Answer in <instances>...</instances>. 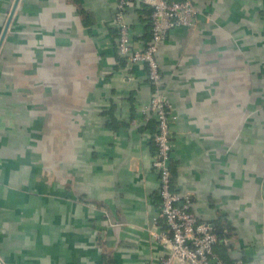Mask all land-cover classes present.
<instances>
[{
	"label": "crops",
	"instance_id": "1",
	"mask_svg": "<svg viewBox=\"0 0 264 264\" xmlns=\"http://www.w3.org/2000/svg\"><path fill=\"white\" fill-rule=\"evenodd\" d=\"M190 1L191 25L156 54L173 190L212 228L224 215L232 258L264 264V0ZM115 3L0 0V264H158L167 251L151 232L166 229L147 66L120 62ZM148 7L126 9L132 46L149 39Z\"/></svg>",
	"mask_w": 264,
	"mask_h": 264
},
{
	"label": "built area",
	"instance_id": "2",
	"mask_svg": "<svg viewBox=\"0 0 264 264\" xmlns=\"http://www.w3.org/2000/svg\"><path fill=\"white\" fill-rule=\"evenodd\" d=\"M149 3L150 37L142 46H132L130 25L125 12L132 0H116L113 21L117 30V51L125 67L144 63L151 86L149 102L141 108L143 113L156 116L154 141L156 151L152 160L158 174L160 205L154 219L163 218L167 230L151 231L156 239L164 240L167 251L158 264H227L218 257L213 245L216 236L208 223L199 221L190 209V199L171 187L170 155L172 149L170 125L174 119L171 104L165 94L162 73L156 58L160 44L168 31L178 26H190L198 10L190 0H139ZM167 234V235H166ZM236 259L234 264H242Z\"/></svg>",
	"mask_w": 264,
	"mask_h": 264
},
{
	"label": "trees",
	"instance_id": "3",
	"mask_svg": "<svg viewBox=\"0 0 264 264\" xmlns=\"http://www.w3.org/2000/svg\"><path fill=\"white\" fill-rule=\"evenodd\" d=\"M151 7L147 8L146 12L149 15L151 12ZM150 27V24H149ZM116 35H118L117 30H116ZM149 37H150V30H149ZM120 62L123 64V58H120ZM170 176H171V187L173 189V180H172V169H171V164H170ZM159 205H160V198H159ZM218 219H214L212 222L214 223V227H211V230L214 232L216 236V243H214V251H216L219 255V257L224 260L227 264H234L236 259L232 258L228 250L226 248V245L222 242L227 238H230V223L228 220L224 217L223 214L218 215ZM200 221V220H199ZM157 222L162 226V228L167 230V225L165 223V220L163 218H158ZM216 228L218 231L216 232ZM244 260V259H243ZM242 260V262H243ZM245 262V261H244Z\"/></svg>",
	"mask_w": 264,
	"mask_h": 264
},
{
	"label": "water",
	"instance_id": "4",
	"mask_svg": "<svg viewBox=\"0 0 264 264\" xmlns=\"http://www.w3.org/2000/svg\"><path fill=\"white\" fill-rule=\"evenodd\" d=\"M210 227H212V225H210Z\"/></svg>",
	"mask_w": 264,
	"mask_h": 264
}]
</instances>
